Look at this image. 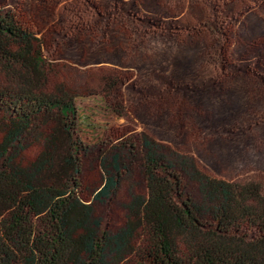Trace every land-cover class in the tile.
Here are the masks:
<instances>
[{
    "label": "trees",
    "instance_id": "16d2710c",
    "mask_svg": "<svg viewBox=\"0 0 264 264\" xmlns=\"http://www.w3.org/2000/svg\"><path fill=\"white\" fill-rule=\"evenodd\" d=\"M218 2L188 0L224 67L231 28ZM95 70L49 61L0 1V264H264V175L221 178L146 131L104 127L83 107L107 97L90 80L108 92L127 73Z\"/></svg>",
    "mask_w": 264,
    "mask_h": 264
},
{
    "label": "rangeland",
    "instance_id": "374dc122",
    "mask_svg": "<svg viewBox=\"0 0 264 264\" xmlns=\"http://www.w3.org/2000/svg\"><path fill=\"white\" fill-rule=\"evenodd\" d=\"M0 1L25 18L49 61L76 74L100 66L127 73L108 92L90 80L107 97L83 107L103 112L93 119L104 127L146 131L221 178L264 175V0H219L231 28L224 67L207 31L194 30L188 0ZM108 216L122 223L121 212Z\"/></svg>",
    "mask_w": 264,
    "mask_h": 264
}]
</instances>
